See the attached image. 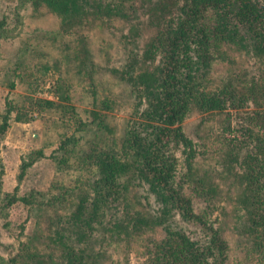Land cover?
Instances as JSON below:
<instances>
[{"label": "trees", "instance_id": "16d2710c", "mask_svg": "<svg viewBox=\"0 0 264 264\" xmlns=\"http://www.w3.org/2000/svg\"><path fill=\"white\" fill-rule=\"evenodd\" d=\"M17 1L18 8L27 1L34 7L44 3L63 22L86 16L101 23L130 21L139 7L138 0ZM146 13L155 28L147 47L141 54L129 51L120 70L114 71L129 82L137 117L127 121L120 142L84 138L87 123L72 111L73 130L58 139L49 156L56 170L70 169L80 175L67 186H51L47 194L4 191L0 156L1 225L9 224L6 218L15 201L27 213L36 214L31 232L20 244L3 245L8 251L0 252V264H107L102 259L109 248L127 249L134 235H141L143 264H226L229 247L211 219L218 188L196 166L195 144L179 125L192 108L224 112L223 150L216 157L223 171L242 186L238 209L249 256H264V108L248 110L252 101L259 100L253 81L247 84L241 76L247 77V67L217 83L210 77L215 63L231 62L223 49L228 46L260 71L263 82L257 87L264 97V0H152ZM13 29L10 21L0 18V41L10 37ZM72 59L76 73L89 75L85 49L77 47ZM154 59L152 66L141 67ZM19 64L17 60L12 73ZM62 82L56 78V89ZM34 100L37 109L52 104ZM99 105L109 108L106 101ZM10 110L6 107L1 116L0 137L17 119ZM32 111L29 117L42 112ZM42 156L41 148L22 155L18 178ZM136 183L153 195L154 212L130 203L129 193ZM196 199L201 201L199 206L194 204ZM156 227L162 237L144 234ZM22 230L23 225L19 233Z\"/></svg>", "mask_w": 264, "mask_h": 264}, {"label": "rangeland", "instance_id": "374dc122", "mask_svg": "<svg viewBox=\"0 0 264 264\" xmlns=\"http://www.w3.org/2000/svg\"><path fill=\"white\" fill-rule=\"evenodd\" d=\"M17 0H0V18L10 21L13 30L10 37L0 41V120L5 108L11 106V120L0 137V156L2 164V186L7 192L17 195L39 191L48 193L51 186H67L79 172L56 170L49 156L58 139L68 135L73 125L72 111L86 122L84 138L108 137L110 141L120 142L127 121L136 119L129 82L121 77L120 70L126 54L135 50L138 54L147 47L154 33V26L146 13L152 0H138V9L130 21L112 19L101 23L90 16L62 21L61 17L44 4L33 6L30 1L15 7ZM18 9V10H17ZM17 10V11H15ZM18 12V16L14 13ZM109 21V20H108ZM77 47L85 49L88 58L87 73L81 75L74 70L73 52ZM231 62H217L211 70L213 83L243 73L247 67V77L241 76L255 89L259 102L252 104L249 111L264 108V97L257 85H262L260 71L249 67L245 55L238 50L224 46ZM18 60L19 68L12 73ZM58 61V62H57ZM247 61V62H246ZM156 59L143 62L141 67L152 66ZM63 82L56 89V78ZM11 83L13 85H11ZM246 84V83H245ZM61 96H68L61 100ZM65 98V97H64ZM34 99H47L52 104L37 109ZM106 101L108 109L99 105ZM33 110V111H32ZM38 110H42L39 112ZM36 114L29 117V112ZM31 114V112H30ZM224 112L199 111L190 109L179 123L181 129L194 142L197 150L196 166L206 172L216 183L218 192L213 201L211 219L218 226L228 244L226 264H264V256H249L247 245L241 233L239 204L241 188L233 176L224 172L216 152L220 149ZM102 120L99 126L91 123ZM41 148L44 156L29 166L23 176L18 178L20 157L32 149ZM175 150L182 162V155ZM130 203L136 209L147 213L154 212L156 203L145 185L134 184L129 193ZM201 201L196 199L195 206ZM36 214L27 213L20 201H15L9 210V224L0 223V252L7 254L3 245L14 248L30 233ZM178 223H182L178 218ZM24 230L19 233L21 226ZM188 227V226H186ZM195 226H191L194 228ZM144 234L162 237L159 227L148 229ZM141 235H134L127 249L110 247L108 255L102 259L107 264H143L140 245ZM108 256V257H107Z\"/></svg>", "mask_w": 264, "mask_h": 264}]
</instances>
